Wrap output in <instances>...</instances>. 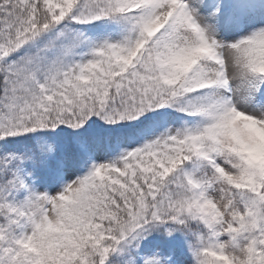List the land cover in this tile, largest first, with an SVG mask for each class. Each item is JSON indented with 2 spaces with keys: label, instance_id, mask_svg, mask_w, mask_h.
I'll list each match as a JSON object with an SVG mask.
<instances>
[{
  "label": "snow or ice",
  "instance_id": "snow-or-ice-1",
  "mask_svg": "<svg viewBox=\"0 0 264 264\" xmlns=\"http://www.w3.org/2000/svg\"><path fill=\"white\" fill-rule=\"evenodd\" d=\"M0 264H264V0H0Z\"/></svg>",
  "mask_w": 264,
  "mask_h": 264
}]
</instances>
